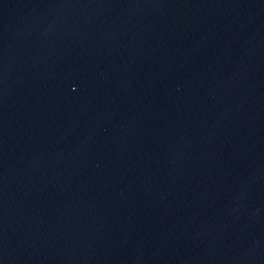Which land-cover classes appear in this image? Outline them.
Segmentation results:
<instances>
[{
	"label": "water",
	"instance_id": "obj_1",
	"mask_svg": "<svg viewBox=\"0 0 264 264\" xmlns=\"http://www.w3.org/2000/svg\"><path fill=\"white\" fill-rule=\"evenodd\" d=\"M0 264H264V0H0Z\"/></svg>",
	"mask_w": 264,
	"mask_h": 264
}]
</instances>
